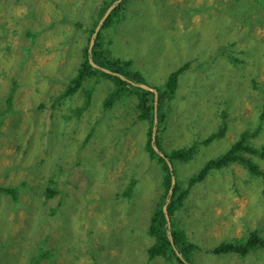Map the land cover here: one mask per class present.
<instances>
[{
  "label": "rangeland",
  "instance_id": "1",
  "mask_svg": "<svg viewBox=\"0 0 264 264\" xmlns=\"http://www.w3.org/2000/svg\"><path fill=\"white\" fill-rule=\"evenodd\" d=\"M104 1L0 0V185L18 189L16 197L0 192V264H179L176 258H148V226L164 168L145 151L146 121L136 118L137 96L105 107L116 84L93 75L84 90L58 99L67 87L66 69L72 75L81 63L80 31L93 23ZM248 1L126 0L120 18L105 29L112 56L131 59L138 83L159 92L170 73L191 60L156 134L164 151L198 143L222 123L227 126L225 136L199 145L194 158L176 166L183 185L262 119L264 11L262 18L255 16L252 7L261 0ZM236 24L240 32L239 26L228 31ZM216 32L232 33L249 50L234 52L246 63L229 60L220 49L207 51L217 45L209 37ZM87 92L90 105L77 120ZM251 138L264 144V121ZM248 156L264 164L254 153ZM123 164L129 169L123 171ZM208 174L175 214L187 237L202 247L192 264H264V249L245 256L205 250L255 227L264 234L261 178L238 163ZM121 175L139 180L132 197L123 194ZM48 185L57 189L49 198ZM55 208L58 216L44 220Z\"/></svg>",
  "mask_w": 264,
  "mask_h": 264
},
{
  "label": "trees",
  "instance_id": "2",
  "mask_svg": "<svg viewBox=\"0 0 264 264\" xmlns=\"http://www.w3.org/2000/svg\"><path fill=\"white\" fill-rule=\"evenodd\" d=\"M117 0H105L102 4V6L99 9L98 15L94 22L92 23V26L89 27L90 33L93 34L95 27L98 25L100 19L104 15V13L107 11V9L115 3ZM126 0H121L119 3H117L112 11L109 13V15L105 18L102 27L100 31L98 32L96 36V41L93 46V59L95 62L100 65L107 67L111 69V73L104 72L101 70L98 66L94 67L90 60H89V53H88V46L86 48V56L83 61V63L78 68V74L75 78H73L71 81L67 83L66 90H64L59 96L58 99L62 100L67 98L74 90L78 91L83 88L84 90V80L90 79L93 75L96 74H103L105 76H108L110 78H113L116 81V86L114 89H112L109 94L106 96L103 105L105 107L112 106L117 98L122 96H137L138 98V106H139V116L141 118H144L149 123V137L147 142V149L151 156V158H156L157 162L161 166V168L164 171V181L168 182L167 185V191L163 195L162 199L157 202V208L153 211L150 225L148 226V233L155 237L154 243L152 246L148 248V258L153 259L157 256L162 257L166 261L173 262L176 261L175 258L178 260L177 262L179 264H192V261L190 260L191 257L194 256V253L196 250L202 249L197 243L191 241L187 237L186 228L184 226H179L177 221V216L175 215L177 212V207L184 203L185 199L187 198V194L190 190V187L197 184L198 182L204 180L208 173L214 169H221L224 167L229 166L232 163H238L243 164L246 166V169L248 171V174L255 177H260L262 180L263 188H264V164L263 161L260 159H255L251 156L246 155L245 153L253 155V153L256 156H260L262 159H264V144L261 146L253 144L251 141V137H254L258 135V133L261 130L263 121H264V109L262 108V112L260 113L261 121L259 125L252 129L250 131L249 129L244 130L242 133L239 134V136L232 142V144L229 146V148L223 153L218 155L215 158L210 159L208 162H206L196 173H194L192 176L189 177V183L187 185H183L179 180L175 181V185L173 188V193L171 195V199L167 205V209L170 215V234L172 235L173 239L170 238L169 234V226L167 222V217L165 216V212L163 210V205L166 203V197L168 195L169 186L171 185V171L167 162L166 158L161 157L159 152L155 149H153L151 144L152 139V127L154 122V99L153 96L150 95V91L145 89L144 87L135 84L134 82L138 83V75L139 73L132 69V60L131 59H125L122 60L120 58H114L111 56L110 49L108 43V38L106 39V36L104 35L105 29L108 27H111L114 25L117 20L120 18L122 12L124 11V6L126 4ZM264 11V0H261L257 6L252 7V12L255 16H259L262 18L261 13L259 11ZM259 13V14H258ZM242 16H246V13H242ZM246 23L249 21V19H246ZM239 26V32L240 26L236 24V26L232 29H229L228 31L234 32L235 29ZM232 34V33H231ZM230 34V35H231ZM229 34L220 35L217 32L210 35V39L216 43L217 45L215 47H208L207 51H212L220 49L222 51L223 55H226L233 61H244L242 63H246L245 58H241L237 55H234V52L239 49L242 50L245 54L248 55L249 50L244 47H239V42L236 40H233L232 37ZM192 59V58H191ZM196 58L192 59L195 60ZM216 60V57H214ZM209 61V60H207ZM205 61L203 62L204 66ZM191 65V60H187L183 63V65L179 66L176 70L170 73L169 77L167 78L165 82V87L162 89V95L163 97L161 99H158V110H160L161 106H165L166 103L171 102L175 96L176 89L178 87V80L180 77V74L185 72ZM120 72L121 71H127L128 78L130 76H135L133 81H128L122 79L118 74H114L113 72ZM138 73V74H137ZM124 74V73H123ZM126 75V74H125ZM87 99L85 100V103L83 104L82 108L78 110V114L76 115V119H80V113L82 109H86L90 105L91 98L89 96V92H87ZM11 97V95L9 96ZM7 104L8 106H11L12 99L7 98ZM66 100V99H65ZM64 100V102H65ZM45 106V105H44ZM264 107V104H263ZM167 118V112L162 111L159 112V127L158 132H160V126L161 124L166 120ZM227 126L224 124L220 125L219 129L217 131L212 132L209 134L206 138H203L202 140L198 141V143H195L189 147H182V148H176L172 149L170 152H166L162 149L160 146V142L158 141V149L163 151L166 156H168L169 160L172 162L174 166V172L177 174L176 171V165L178 163L188 162L194 156L196 155L198 151L199 145H207L211 141L223 137L226 134ZM176 161V164H174ZM258 179V178H255ZM139 180L138 179H132L130 182L125 181L124 187H123V194H125L128 197H132L133 195V188L137 184ZM0 191L2 193L7 192L11 193L12 196L16 197V193L18 191L17 187L14 185H8L3 186L0 185ZM57 192V189L52 186L48 185L46 188V197H50L51 195L55 194ZM116 194H119L117 191ZM57 208L53 209V212L51 215H43L44 220L55 219L58 216V212L56 211ZM42 218V217H41ZM42 219V220H43ZM248 228H251L248 226ZM242 238H234L233 240H226L218 242L213 247H207L205 250H207L208 253L212 254H222V253H237L241 256H245L249 253L251 250L264 249V234L260 232V229L258 227L252 228L250 232H248V235H243ZM178 252L181 253L182 257L178 255ZM186 255V257L184 256Z\"/></svg>",
  "mask_w": 264,
  "mask_h": 264
},
{
  "label": "clouds",
  "instance_id": "3",
  "mask_svg": "<svg viewBox=\"0 0 264 264\" xmlns=\"http://www.w3.org/2000/svg\"><path fill=\"white\" fill-rule=\"evenodd\" d=\"M235 1V3H237V4H240V3H242V4H245V6L246 5H248L249 4V1L248 0H234ZM258 5V4H257ZM256 5V6H257ZM112 11V10H111ZM105 14V13H104ZM98 15V14H97ZM97 15L95 16V17H93V22H94V20L96 19V17H97ZM104 16V15H103ZM103 16H102V18H103ZM101 18V19H102ZM101 19H100V21H101ZM100 21H99V23H100ZM91 22H92V20H91ZM89 23L88 24V26L86 27V30L85 31H80L83 35H84V39H83V43H82V51H81V56H80V59H81V63H79V65L76 67L77 68V71H76V69H75V71L76 72H72L73 74L71 75L70 73H71V68H68V69H66V71H67V77H68V82L69 81H71L73 78H75L76 76H77V74H78V68H79V66L83 63V61H84V59H85V56H86V48H87V46H88V53H89V60H90V62H91V64L94 66V67H99L101 70H103L104 72H107V73H111V69H109V68H107V67H104V66H100V65H98L96 62H95V60L93 59V46H94V44H95V41H96V36H97V34H98V32L100 31V29H101V27H102V24H103V22L102 23H100V26L98 27V25H99V23H98V25L95 27V30H94V32H93V34L92 33H90V29H89V27H91L92 26V23ZM98 27V28H97ZM94 39V42L92 43V40ZM108 45H109V49H110V43H108ZM110 53H111V50H110ZM111 56H112V54H111ZM225 56H227V54L225 55ZM113 57V56H112ZM115 58V57H114ZM227 58L229 59V60H231L228 56H227ZM75 60H76V58H75ZM231 61H233V60H231ZM233 62H235V63H238V62H240V61H233ZM77 63V62H76ZM78 64V63H77ZM132 69H133V64H132ZM134 70V69H133ZM136 71V70H135ZM113 72V71H112ZM114 74H118L122 79H124V80H128V81H131V82H133L132 80H130L129 78H128V76L127 75H125V74H123V73H120V72H113ZM71 75V76H70ZM103 76V77H106V78H108V79H110V80H113L114 81V85L116 84V81L113 79V78H110V77H108V76H105V75H103V74H96L95 76ZM88 79H86V81H87ZM84 82H85V80H84ZM135 84H138V85H140V86H142V87H144L142 84H144V83H136V82H134ZM145 85H147V84H145ZM149 86V85H148ZM165 87V86H164ZM163 87V88H164ZM145 89H147L148 91H150V95H152L153 96V99H154V106H155V108H154V122H153V127H152V139L156 136V134H157V132H158V127H159V112L161 113L163 110L164 111H166L167 112V107H168V105L170 104V102H168V103H166L165 104V106H161L160 107V109L162 108V107H165L162 111H160V110H158V99H161L162 97H163V95H162V91L161 92H159V90H157V89H155V88H146V87H144ZM162 90V89H161ZM177 90V89H176ZM175 94H176V92H175ZM11 95V93H9V95H8V99H12V95H11V97H9ZM134 96V95H133ZM175 97V96H174ZM174 99V98H173ZM86 109H88V108H86ZM85 109V110H86ZM139 111H140V109H139V106H138V104H137V115H138V117H136L137 119H140V120H144V121H146V143H145V151L147 150L148 151V149H147V142H148V137H149V134H148V132H149V123H148V121L147 120H145L144 118H141L140 116H139ZM167 115H168V112H167ZM167 119V118H166ZM166 121V120H165ZM164 121V122H165ZM163 122V123H164ZM222 124H224V123H222ZM221 124V125H222ZM161 127V126H160ZM211 134V133H210ZM91 135H92V133H91ZM208 136V135H207ZM206 136V137H207ZM205 137V138H206ZM89 137L87 136L86 137V139H88ZM92 138H93V136H92ZM202 140V139H201ZM200 141V140H199ZM214 141V140H213ZM212 142V141H211ZM83 144H85V142L83 143ZM193 145V144H192ZM191 146V145H190ZM152 147H153V149H155V147L152 145ZM187 147H189V146H187ZM159 148V147H158ZM155 149V150H157L158 152H159V154L161 155V157H163V158H166L167 159V162H168V165H169V163H171V165H172V170L170 169V171H171V185L169 186V190H168V195H167V197H166V199H168V197H170V199H171V195H172V193H173V188H174V185H175V181L176 180H179L178 179V173L177 174H175V172H174V166H173V164H172V162L169 160V158H168V156H166V154L163 152V151H161V150H159V149ZM185 148V147H184ZM112 149V148H111ZM111 149L109 150V156L108 157H110L111 155H112V152H111ZM161 153H163V154H161ZM114 154H116V153H114ZM223 154V153H222ZM246 155H248V153H245ZM150 156V154H149V152H148V157ZM108 157L107 158H105V156H103L102 154H100L99 155V159L101 160L102 158H105L106 160H108ZM151 157V156H150ZM153 160H155L156 161V163H158L157 162V159L156 158H152ZM184 163V162H183ZM179 164L180 163H178L176 166H179ZM233 164V163H232ZM158 165H159V163H158ZM231 165V164H230ZM229 165V166H230ZM160 166V165H159ZM229 166H227V167H229ZM129 164H123V171H125V170H127V169H129ZM169 168H170V166H169ZM160 169H161V166H160ZM172 171H173V173H172ZM177 171V170H176ZM196 173V172H195ZM128 174L129 173H127V176H128ZM209 175V174H208ZM127 176H124L123 177V175H121V177L123 178V182H125V179L127 178ZM192 176V175H191ZM133 177H135V176H133ZM207 177V176H206ZM189 178V177H188ZM134 179H137L136 177L134 178ZM201 182V181H200ZM199 183V182H198ZM167 185H168V182H165L164 181V176H162V179H161V185H160V187H161V190H162V193H160V198H159V200H161L162 199V197H163V195L166 193V191H167ZM185 185V184H184ZM193 186H196V184L195 185H193ZM192 186V187H193ZM192 187H190V190H189V192H188V194H187V198H188V196H189V194H190V191H191V188ZM134 189V188H133ZM170 189H172V193H170ZM198 193H200V192H198ZM186 198V199H187ZM170 199H169V201H170ZM186 199H185V201H186ZM158 200V201H159ZM167 201L168 200H166V203H167ZM169 201H168V203H169ZM216 202V201H215ZM165 203V204H166ZM168 203H167V205H168ZM156 207H155V209L158 207L157 206V202H156ZM163 207H164V205H163ZM164 210V209H163ZM166 216V215H165ZM170 216V215H169ZM149 224H150V221H149ZM150 235V234H149ZM152 238H153V241L155 240V237L154 236H152V235H150ZM196 243V242H195ZM153 244V243H152ZM151 244V245H152ZM201 247V246H200ZM201 250V249H200ZM180 253V252H179Z\"/></svg>",
  "mask_w": 264,
  "mask_h": 264
},
{
  "label": "water",
  "instance_id": "4",
  "mask_svg": "<svg viewBox=\"0 0 264 264\" xmlns=\"http://www.w3.org/2000/svg\"><path fill=\"white\" fill-rule=\"evenodd\" d=\"M120 1H121V0H117L115 3H113V4L107 9V11L105 12V14H104L103 18L101 19L100 23L104 22L105 18L109 15V13H110L111 10L114 8V6H115L117 3H119ZM100 23H99L98 27L100 26ZM98 27H97V28H98ZM93 42H94V39L92 40V43H93ZM142 85H143L144 87H146V88H151V87L148 86V85H145V84H142ZM155 149H157V148L155 147ZM161 154H163V153H161ZM169 166H170V169L172 170V165H171V163H169ZM172 173H173V171H172ZM170 193H172V189H170ZM169 199H170V197H168L167 200L169 201ZM168 201H167V203H168ZM167 203L164 204L163 209H164L165 215H166V217H167L168 226L170 227L171 222H170L169 212H168V209H167Z\"/></svg>",
  "mask_w": 264,
  "mask_h": 264
},
{
  "label": "bare ground",
  "instance_id": "5",
  "mask_svg": "<svg viewBox=\"0 0 264 264\" xmlns=\"http://www.w3.org/2000/svg\"><path fill=\"white\" fill-rule=\"evenodd\" d=\"M114 89V88H113ZM158 141H159V136H155L154 137V140L152 141V139H151V144L154 146V147H156V148H158ZM166 141V140H165ZM167 143H168V141H166ZM7 193H9V192H7ZM185 204V201H184V203L183 204H181V205H179L177 208H179V207H181L182 205H184ZM176 208V209H177ZM150 225V224H149ZM169 234H170V230H171V228L169 227ZM170 236V238H172L173 239V237H172V235L170 234L169 235ZM153 243H154V241H153ZM150 246H152V245H150ZM157 257H159V256H157ZM156 258V257H155Z\"/></svg>",
  "mask_w": 264,
  "mask_h": 264
},
{
  "label": "flooded vegetation",
  "instance_id": "6",
  "mask_svg": "<svg viewBox=\"0 0 264 264\" xmlns=\"http://www.w3.org/2000/svg\"><path fill=\"white\" fill-rule=\"evenodd\" d=\"M236 179H237V177H236ZM238 180V179H237ZM152 217V216H151Z\"/></svg>",
  "mask_w": 264,
  "mask_h": 264
}]
</instances>
